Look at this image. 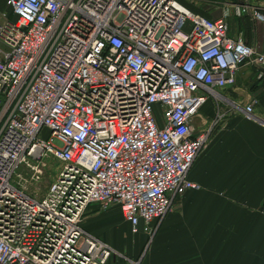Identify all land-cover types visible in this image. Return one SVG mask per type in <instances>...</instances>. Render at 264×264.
I'll return each mask as SVG.
<instances>
[{
    "label": "built area",
    "instance_id": "built-area-1",
    "mask_svg": "<svg viewBox=\"0 0 264 264\" xmlns=\"http://www.w3.org/2000/svg\"><path fill=\"white\" fill-rule=\"evenodd\" d=\"M230 4L264 25V0ZM0 23V264H107L116 252L84 229L89 209L120 208L154 238L187 190L195 160L235 106L220 91L264 52L225 17L180 0H7ZM217 114L198 129L202 107ZM228 106V107H226ZM257 100L241 108L264 123ZM228 108V109H227ZM43 197L20 168L44 179Z\"/></svg>",
    "mask_w": 264,
    "mask_h": 264
},
{
    "label": "crops",
    "instance_id": "crops-1",
    "mask_svg": "<svg viewBox=\"0 0 264 264\" xmlns=\"http://www.w3.org/2000/svg\"><path fill=\"white\" fill-rule=\"evenodd\" d=\"M4 14L14 18L7 0H0V23ZM245 17L254 32L251 39L242 32L247 44L264 52L254 31L262 24ZM239 32L231 28V35ZM241 70L237 80H243L244 88L237 82L220 91L237 107L230 106L190 170L189 179L200 188L176 200L151 242L144 232L132 233L119 207L89 209L84 229L116 251L107 264H264V123L248 120L241 110L254 100L259 103L258 97L264 106V94L249 90ZM256 112L264 119V109L256 106ZM216 114L209 100L196 119L197 128L209 126ZM111 208L119 210L123 224L106 215Z\"/></svg>",
    "mask_w": 264,
    "mask_h": 264
},
{
    "label": "rangeland",
    "instance_id": "rangeland-1",
    "mask_svg": "<svg viewBox=\"0 0 264 264\" xmlns=\"http://www.w3.org/2000/svg\"><path fill=\"white\" fill-rule=\"evenodd\" d=\"M181 3L186 6L188 9L193 11L196 14H200L209 18H221L225 17L228 24L232 28L233 32L241 31L238 34L244 33L248 39H251L254 32L252 31L250 21L244 15H239L237 11L226 3L225 0H180ZM231 2H240L241 0H230ZM255 35L259 39V43L264 45V25H257L254 29ZM243 32V33H242ZM243 35V37H244ZM245 39V37H244ZM242 69V70H241ZM242 77H245L247 83H249L250 91L254 95L264 94V78H258L259 70L255 67L245 65L241 68ZM238 84L241 86L243 80L240 79V82L237 80ZM244 88V85L241 86ZM259 103L258 106L260 109H264L263 102L257 98ZM227 107V106H226ZM62 168V164L50 158L46 160V170L44 172V179L36 180L33 179V172L26 168H20V174L22 180L20 181V186L25 188L28 193L35 197H43L49 185L56 180L58 173ZM102 211V210H100ZM106 215L113 221L123 224L122 217L117 208H111ZM124 232L129 233V226L127 224L121 225ZM125 233V234H126ZM127 235V234H126ZM130 235V233H129Z\"/></svg>",
    "mask_w": 264,
    "mask_h": 264
}]
</instances>
